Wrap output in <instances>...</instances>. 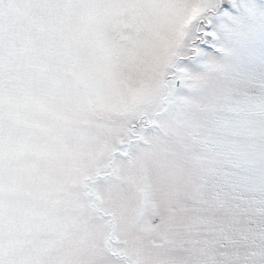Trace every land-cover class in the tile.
I'll list each match as a JSON object with an SVG mask.
<instances>
[{
	"label": "snow or ice",
	"instance_id": "1",
	"mask_svg": "<svg viewBox=\"0 0 264 264\" xmlns=\"http://www.w3.org/2000/svg\"><path fill=\"white\" fill-rule=\"evenodd\" d=\"M0 264H264V0H0Z\"/></svg>",
	"mask_w": 264,
	"mask_h": 264
}]
</instances>
